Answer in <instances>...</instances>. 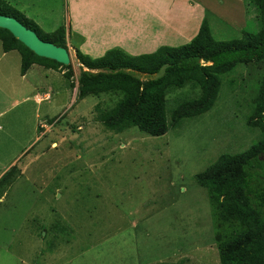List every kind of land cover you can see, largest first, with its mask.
I'll list each match as a JSON object with an SVG mask.
<instances>
[{
	"label": "rangeland",
	"instance_id": "374dc122",
	"mask_svg": "<svg viewBox=\"0 0 264 264\" xmlns=\"http://www.w3.org/2000/svg\"><path fill=\"white\" fill-rule=\"evenodd\" d=\"M5 1L42 26L50 15L65 25L68 0ZM197 1L218 42L259 31L248 0ZM67 47L76 82L80 66ZM8 59L0 79V171H16L0 199V264H219L208 198L194 176L257 141L245 119L263 62L238 66L209 112L152 138L97 122L95 106L112 108L114 95L77 101L59 73L36 66L21 80L19 54ZM193 93L173 91L167 106Z\"/></svg>",
	"mask_w": 264,
	"mask_h": 264
},
{
	"label": "trees",
	"instance_id": "16d2710c",
	"mask_svg": "<svg viewBox=\"0 0 264 264\" xmlns=\"http://www.w3.org/2000/svg\"><path fill=\"white\" fill-rule=\"evenodd\" d=\"M248 2L258 13L260 24L256 34L242 32L238 39L218 42L205 18L196 36L185 45L160 47L152 54L140 56H130L115 48L92 59L73 43L66 24L46 34L9 2L0 0V16L17 20L43 42L68 50L69 36L80 66L76 82L70 65L36 57L1 29L0 45L5 54H19L21 76L32 66L55 71L71 90L76 89L77 101L103 95L117 97L112 108L95 106L96 120L107 131L122 134L135 128L144 135L159 138L183 121L209 112L218 99L224 78L238 66L264 63V0ZM185 87L194 93L178 96L175 105L168 107L167 95ZM255 89L245 125L258 131L257 141L243 152L220 155L194 176L195 184L208 198L219 264H264V77ZM15 171L16 167H12L0 178V199L11 185Z\"/></svg>",
	"mask_w": 264,
	"mask_h": 264
},
{
	"label": "crops",
	"instance_id": "0c3cea01",
	"mask_svg": "<svg viewBox=\"0 0 264 264\" xmlns=\"http://www.w3.org/2000/svg\"><path fill=\"white\" fill-rule=\"evenodd\" d=\"M68 1L65 24L71 32V40L73 43L81 41L78 44L79 51L92 59L102 57L105 52L115 48L130 56H140L152 54L160 47L185 45L196 36L203 19L206 18L207 10L197 0ZM242 8L244 16L243 5ZM27 18L44 33H52L62 24L61 16L57 19L48 16L47 25L44 26L28 15ZM67 42L69 43L68 35ZM9 54L3 53L0 47V61L6 59L0 70V79L7 77L3 74L10 64ZM35 68L37 67L32 66L24 76L20 75L21 80H26L33 74L31 69ZM35 95L33 98L39 104L41 97L38 92ZM46 95L44 96L47 97ZM24 100H28V97ZM7 169L8 167L0 171V178Z\"/></svg>",
	"mask_w": 264,
	"mask_h": 264
},
{
	"label": "water",
	"instance_id": "95a60500",
	"mask_svg": "<svg viewBox=\"0 0 264 264\" xmlns=\"http://www.w3.org/2000/svg\"><path fill=\"white\" fill-rule=\"evenodd\" d=\"M0 29L9 32L14 39L38 58L51 60L63 66L71 64L68 50L43 42L33 31L13 18L0 16Z\"/></svg>",
	"mask_w": 264,
	"mask_h": 264
},
{
	"label": "clouds",
	"instance_id": "9594fccd",
	"mask_svg": "<svg viewBox=\"0 0 264 264\" xmlns=\"http://www.w3.org/2000/svg\"><path fill=\"white\" fill-rule=\"evenodd\" d=\"M44 97H45V96H44ZM48 99H49V96H47L45 100H48Z\"/></svg>",
	"mask_w": 264,
	"mask_h": 264
}]
</instances>
